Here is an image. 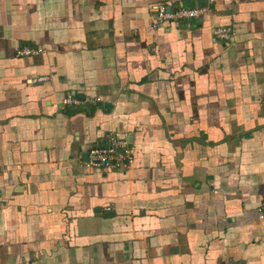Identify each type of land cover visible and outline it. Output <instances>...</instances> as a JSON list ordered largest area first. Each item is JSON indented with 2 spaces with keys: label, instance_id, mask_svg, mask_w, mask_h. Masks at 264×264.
Segmentation results:
<instances>
[{
  "label": "crops",
  "instance_id": "obj_1",
  "mask_svg": "<svg viewBox=\"0 0 264 264\" xmlns=\"http://www.w3.org/2000/svg\"><path fill=\"white\" fill-rule=\"evenodd\" d=\"M162 1L0 0V264H264V0Z\"/></svg>",
  "mask_w": 264,
  "mask_h": 264
},
{
  "label": "built area",
  "instance_id": "obj_2",
  "mask_svg": "<svg viewBox=\"0 0 264 264\" xmlns=\"http://www.w3.org/2000/svg\"><path fill=\"white\" fill-rule=\"evenodd\" d=\"M213 0H207V3L193 8L184 7L182 4L172 8L170 1H162L154 5L155 22L151 25L153 29L162 25L165 22L175 20H187L198 17L211 8ZM233 34V29L228 25H217L212 29L213 40H228ZM42 51L41 47L37 46H15L14 52L16 56H31L36 55ZM44 79L39 77L31 79V82H36ZM98 101L99 99L96 98ZM80 102L79 98L72 92L67 93L61 100L62 106L77 105ZM134 158L133 150L130 146L129 140L125 135H120L116 132H108L106 135V143L103 145L91 146L86 154L85 166L94 169L118 170L132 163ZM259 216L264 215V201L261 202L257 208Z\"/></svg>",
  "mask_w": 264,
  "mask_h": 264
},
{
  "label": "trees",
  "instance_id": "obj_3",
  "mask_svg": "<svg viewBox=\"0 0 264 264\" xmlns=\"http://www.w3.org/2000/svg\"><path fill=\"white\" fill-rule=\"evenodd\" d=\"M65 107V106H64Z\"/></svg>",
  "mask_w": 264,
  "mask_h": 264
}]
</instances>
